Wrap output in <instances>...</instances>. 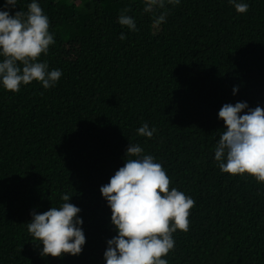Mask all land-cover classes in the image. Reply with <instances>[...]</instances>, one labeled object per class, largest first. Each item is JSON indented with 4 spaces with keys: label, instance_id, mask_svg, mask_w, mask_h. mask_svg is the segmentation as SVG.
<instances>
[{
    "label": "trees",
    "instance_id": "obj_1",
    "mask_svg": "<svg viewBox=\"0 0 264 264\" xmlns=\"http://www.w3.org/2000/svg\"><path fill=\"white\" fill-rule=\"evenodd\" d=\"M37 2L55 39L40 60L62 76L47 90L0 86V264H106L117 232L100 188L129 143L195 201L169 264H264V184L222 173L214 159L221 107L264 108V0H243L245 14L229 0H180L159 27L143 0ZM125 8L138 31L118 23ZM145 123L151 139L137 135ZM63 194L81 209L86 243L78 256L42 257L26 224Z\"/></svg>",
    "mask_w": 264,
    "mask_h": 264
},
{
    "label": "clouds",
    "instance_id": "obj_2",
    "mask_svg": "<svg viewBox=\"0 0 264 264\" xmlns=\"http://www.w3.org/2000/svg\"><path fill=\"white\" fill-rule=\"evenodd\" d=\"M180 0H143V12L152 14L153 27L166 21L169 6ZM238 14H245L249 4L229 0ZM18 0H4L0 8V86L17 93L22 85L36 81L47 90L62 76L58 69L49 71L42 55H47L55 43L50 33L47 15L37 0L27 10H16ZM125 8L118 23L130 31H138L135 20ZM120 39H126L122 33ZM238 92L234 86L233 94ZM247 110V111H245ZM244 113V114H242ZM225 130L220 131L214 148V159L222 173L264 184V108H249L246 102L224 104L218 113ZM155 128L147 123L137 129V135L151 139ZM171 180L161 163L152 155L143 154L139 144L129 143L126 161L100 192L111 209V224L117 235L107 241L106 264H169L165 259L174 250L173 234L187 233L191 209L195 201L184 192L170 187ZM63 194V203L43 213H31L27 231L35 245L42 244V257L59 259L64 255L78 256L86 237L81 209ZM38 241V243H37Z\"/></svg>",
    "mask_w": 264,
    "mask_h": 264
}]
</instances>
